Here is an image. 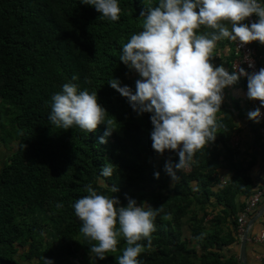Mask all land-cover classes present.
Returning <instances> with one entry per match:
<instances>
[{
	"label": "trees",
	"instance_id": "obj_1",
	"mask_svg": "<svg viewBox=\"0 0 264 264\" xmlns=\"http://www.w3.org/2000/svg\"><path fill=\"white\" fill-rule=\"evenodd\" d=\"M118 3L120 20L108 21L81 0H0V145L9 149L0 165V264H64L74 254H89V241L72 207L89 194L87 185L118 198L120 206H127V195L162 209L151 247L147 240L141 242L145 250L139 264H239L223 254L235 242L233 200L238 194L247 199L258 187L233 162L234 151L227 146L234 128L230 117L217 112L215 141L198 150L188 172L177 171L174 182L164 166L167 161L176 164L178 155L172 150L161 155L152 148V113L138 114L108 84L118 79L135 94L132 69L119 57L123 45L143 30L141 12L158 6L159 0ZM205 31L210 30L202 27L199 34ZM65 83L97 93L115 128L107 143H99L105 124L89 133L51 124L52 97ZM256 128L253 123L264 154ZM104 165L112 167L110 177L101 175ZM112 187L119 191L113 193ZM59 203L62 208L56 207ZM216 206L227 210L214 216ZM210 214L214 217L206 227ZM229 226L233 237L230 228L224 230ZM125 247L121 238L118 251L98 264H117Z\"/></svg>",
	"mask_w": 264,
	"mask_h": 264
},
{
	"label": "clouds",
	"instance_id": "obj_2",
	"mask_svg": "<svg viewBox=\"0 0 264 264\" xmlns=\"http://www.w3.org/2000/svg\"><path fill=\"white\" fill-rule=\"evenodd\" d=\"M81 3L94 7L101 13L100 19L120 20L118 0ZM253 15L257 21L243 23ZM140 16L144 17L143 30L123 45L119 59L143 79L136 81L135 94L129 86L121 87L118 79L108 84L127 98L138 114L152 113V148L161 155L165 150L178 153V163L167 161L164 166L175 182L179 180L176 172L193 162L198 150L215 141L219 127L216 114L221 110L223 90L236 84L241 76L247 77V98L260 102L248 117L259 122L264 107V68L252 73L240 68L229 74L223 65L214 66L210 61L222 40L238 41L240 45L259 41L264 45V5L259 0H159L158 6H146ZM202 27L210 31L199 34ZM106 116L97 93L78 91L75 84L65 83L62 91L52 97L51 124L63 130L75 126L86 133L105 124L101 144L107 143L106 137L115 130L113 121ZM112 171V167L104 165L101 175L110 177ZM155 176L159 178V172ZM85 191L89 194L72 207L81 221L80 232L89 241L90 253L103 260L118 251L123 238L126 247L116 257L117 264H139L138 257L145 250L141 242L147 240V247H151L154 221L162 209L138 204L127 195V206H120L118 198L98 194L91 185ZM111 191L119 189L112 187ZM56 207L62 208L63 204Z\"/></svg>",
	"mask_w": 264,
	"mask_h": 264
},
{
	"label": "crops",
	"instance_id": "obj_3",
	"mask_svg": "<svg viewBox=\"0 0 264 264\" xmlns=\"http://www.w3.org/2000/svg\"><path fill=\"white\" fill-rule=\"evenodd\" d=\"M264 5V3H262ZM256 51L258 55L264 60V45L256 42ZM232 55V44L229 40H222L217 43V46L213 52L211 63L214 66H221L231 74L229 69V61ZM130 79L134 85L138 79H143L138 72L131 70ZM247 77L240 78L239 81L231 86H227L223 90V102L221 104V111L226 112L230 117V122L233 125V131L230 134L227 146L234 151V164L240 166L246 170V175L252 181L254 187H262L264 189V161L263 151L259 147L254 132H253V120L249 119L248 113L254 110L253 100L247 98ZM236 139V147H232V140ZM220 172L226 177L228 172L225 168H222ZM221 176L224 180L225 177ZM256 188V189H258ZM246 198L240 194L236 195L233 200L234 217L237 218L240 215ZM264 206V198L260 200L255 210L245 218L246 227L251 218H253L258 210ZM222 206L212 207L214 216L220 214L223 210ZM213 215H208L205 219V226H209ZM233 219V218H232ZM229 225L226 223L225 226ZM229 230L231 237L234 236L233 229L231 226L224 227V230ZM264 230V212L253 222L250 227V236L256 235L259 231ZM240 243L236 241L228 245L224 250L223 254L225 258H231L234 262L238 261L240 264L239 255ZM244 264H264V242H252L251 240L245 241Z\"/></svg>",
	"mask_w": 264,
	"mask_h": 264
},
{
	"label": "built area",
	"instance_id": "obj_4",
	"mask_svg": "<svg viewBox=\"0 0 264 264\" xmlns=\"http://www.w3.org/2000/svg\"><path fill=\"white\" fill-rule=\"evenodd\" d=\"M258 20V17L255 15L247 18L243 23L251 24ZM232 44V55L229 61V69L231 72L239 71L240 68H243L247 73L258 72L259 69L264 68V60L258 55L256 51V42L254 41L247 45H240L238 41H230ZM246 76H241L240 78H245ZM254 110L257 107H260V102L258 100H253ZM261 118L259 122H255L257 125L256 132L258 135V141L261 147L264 149V107L261 108ZM236 139L232 140V147H236ZM173 151V150H172ZM173 153L177 154V151H173ZM179 162V156L177 163ZM189 168L185 167L181 169V172H188ZM219 184L222 186L225 185V180L220 177ZM263 195V188L260 187L256 191H254L245 201L243 205V209L240 212V215L236 218V230H235V239L237 242L240 241L244 237V232L246 229V221L245 218L248 217L257 207L258 203H260L261 197ZM247 240H251L252 242H264V230L259 231L256 235L252 236V238H247ZM240 264V263H239Z\"/></svg>",
	"mask_w": 264,
	"mask_h": 264
},
{
	"label": "rangeland",
	"instance_id": "obj_5",
	"mask_svg": "<svg viewBox=\"0 0 264 264\" xmlns=\"http://www.w3.org/2000/svg\"><path fill=\"white\" fill-rule=\"evenodd\" d=\"M12 148V145H9ZM9 149L5 148L3 145H0V165L7 157ZM101 260L95 257L94 253H89L82 255L81 253L74 254L73 256L67 258L64 264H98Z\"/></svg>",
	"mask_w": 264,
	"mask_h": 264
},
{
	"label": "water",
	"instance_id": "obj_6",
	"mask_svg": "<svg viewBox=\"0 0 264 264\" xmlns=\"http://www.w3.org/2000/svg\"><path fill=\"white\" fill-rule=\"evenodd\" d=\"M264 212V206L262 208H260V210H258V212L256 213V215L251 218L247 224V227L245 229V232H244V237L243 239L240 241V246H239V255H240V262L241 264H244V259H243V254H244V246H245V241L247 238H249L250 236V227L251 225L253 224V222Z\"/></svg>",
	"mask_w": 264,
	"mask_h": 264
}]
</instances>
